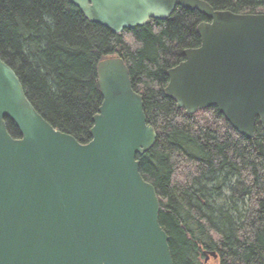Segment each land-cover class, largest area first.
<instances>
[{"label": "water", "instance_id": "water-1", "mask_svg": "<svg viewBox=\"0 0 264 264\" xmlns=\"http://www.w3.org/2000/svg\"><path fill=\"white\" fill-rule=\"evenodd\" d=\"M115 33L198 10L201 45L168 71L165 94L195 114L216 106L240 133L264 129V13L206 0H70ZM103 102L90 142L56 129L0 57V264H174L155 186L139 155L157 132L121 57L97 66ZM7 119L20 136H13ZM210 255L217 257L215 252Z\"/></svg>", "mask_w": 264, "mask_h": 264}, {"label": "trees", "instance_id": "trees-1", "mask_svg": "<svg viewBox=\"0 0 264 264\" xmlns=\"http://www.w3.org/2000/svg\"><path fill=\"white\" fill-rule=\"evenodd\" d=\"M206 1L218 10L264 13V0ZM207 20L178 6L166 20L115 33L70 0H0V57L38 112L82 144L92 139L103 102L97 66L123 58L157 132L138 159L156 188L174 264H264V129L258 121L250 138L216 106L189 114L165 94L169 69L201 45L197 28ZM212 251L217 257L207 260Z\"/></svg>", "mask_w": 264, "mask_h": 264}, {"label": "rangeland", "instance_id": "rangeland-1", "mask_svg": "<svg viewBox=\"0 0 264 264\" xmlns=\"http://www.w3.org/2000/svg\"><path fill=\"white\" fill-rule=\"evenodd\" d=\"M212 262V261H211Z\"/></svg>", "mask_w": 264, "mask_h": 264}]
</instances>
